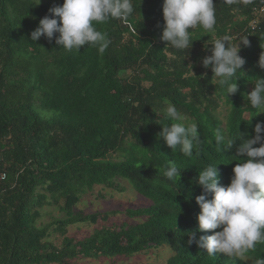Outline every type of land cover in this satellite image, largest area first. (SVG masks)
<instances>
[{
    "label": "trees",
    "instance_id": "16d2710c",
    "mask_svg": "<svg viewBox=\"0 0 264 264\" xmlns=\"http://www.w3.org/2000/svg\"><path fill=\"white\" fill-rule=\"evenodd\" d=\"M260 1L213 0L214 29L189 30L190 49L177 50L159 39L163 0H132L135 11L127 22L94 24L111 41L101 54L88 45L78 53L58 48L55 36L51 42L30 40L48 9L63 0H0V264H76L161 247L172 253L165 264H256L264 258V242L243 257L208 256L188 243L200 212L195 199L203 194L199 172L217 165L219 182L227 186L244 159L236 157L242 138H252L256 123L264 121V109L245 99L256 78H264L258 67L264 54ZM224 36L230 45L249 41L239 45L246 62L232 78L237 92L228 97L201 64L212 42ZM169 102L188 117L185 123L198 125L200 143L191 157L158 138L161 127L173 122L165 119ZM219 109L226 112L223 122ZM216 128L234 139L231 147L216 144ZM169 160L181 171L177 184L163 175ZM118 180L150 203L124 211L140 222L107 226L112 214L77 210L94 187L122 193ZM45 207L61 216L37 227ZM74 225L96 228L75 241L66 236ZM50 232L60 237L58 245L49 241Z\"/></svg>",
    "mask_w": 264,
    "mask_h": 264
},
{
    "label": "clouds",
    "instance_id": "9594fccd",
    "mask_svg": "<svg viewBox=\"0 0 264 264\" xmlns=\"http://www.w3.org/2000/svg\"><path fill=\"white\" fill-rule=\"evenodd\" d=\"M39 3L40 0L37 5ZM134 11L132 0H63L62 5H53L48 9V14L31 31L30 40L36 42L43 36L51 42L55 36L58 48L78 53L82 46L88 45L102 54L111 41L94 24H102L109 19L127 22ZM162 15L164 25L159 39L177 50L190 49L189 30L199 26L212 31L216 24L213 0H163ZM229 39L228 36L215 39L211 54L201 61L205 69L210 68L218 85L224 87L227 97L237 92V84L232 82V78L246 62L239 55V45L247 46L249 43L245 37L241 43L230 45ZM258 67L264 70L262 53ZM191 73L193 75L192 70ZM245 99L251 108L264 109V78H256L252 91ZM165 119L173 122L161 127L158 138L172 151L179 149L185 156L191 157L200 143L198 125L195 122L185 123L188 117L170 102L165 110ZM253 131L255 135L242 138L236 150V157L244 159L232 169L227 186L219 182L217 165L203 168L196 179L203 194L195 199L200 212L196 217L197 229L189 232L188 243H195L208 256L223 253L243 257L254 250L257 243L264 242V136L261 135L264 133V121L257 122ZM214 135L217 145L226 143L229 148L234 143V139L226 140L221 128L214 129ZM163 175L177 184L181 171L175 162L169 160ZM209 195L211 199H208ZM216 229L221 230L197 239V231ZM256 264H264V258L258 259Z\"/></svg>",
    "mask_w": 264,
    "mask_h": 264
},
{
    "label": "rangeland",
    "instance_id": "374dc122",
    "mask_svg": "<svg viewBox=\"0 0 264 264\" xmlns=\"http://www.w3.org/2000/svg\"><path fill=\"white\" fill-rule=\"evenodd\" d=\"M38 3V0H32ZM53 0H40V3H51ZM226 112L224 109L217 111L218 118L223 122ZM122 193L112 190H106L101 187H94L91 192L81 196L80 202L77 205V210L84 214L105 213L112 214L109 216L107 226H118L122 223L140 222V220L128 219L124 211L136 210L147 207L150 203L136 194L131 186L125 182L118 180ZM61 214L54 207H45L41 210V217L37 222V227H45L50 225L55 219L60 218ZM95 226L91 225H74L67 229L66 236L75 241H79L89 236ZM60 237L50 232L49 241L55 245L60 243ZM172 256V253L167 247H161L157 250H151L129 258H113L110 260L100 259L94 260H79L76 264H165Z\"/></svg>",
    "mask_w": 264,
    "mask_h": 264
},
{
    "label": "built area",
    "instance_id": "2783aa9c",
    "mask_svg": "<svg viewBox=\"0 0 264 264\" xmlns=\"http://www.w3.org/2000/svg\"><path fill=\"white\" fill-rule=\"evenodd\" d=\"M260 5H259V7H258V10H257V15H261L262 13H263V11H264V0H261L260 1V3H259ZM253 27V26H252ZM4 178V176L2 175L1 177H0V179L2 180Z\"/></svg>",
    "mask_w": 264,
    "mask_h": 264
}]
</instances>
